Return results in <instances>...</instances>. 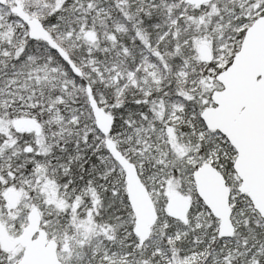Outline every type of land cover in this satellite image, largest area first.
Masks as SVG:
<instances>
[{
  "label": "snow or ice",
  "instance_id": "6c2138e0",
  "mask_svg": "<svg viewBox=\"0 0 264 264\" xmlns=\"http://www.w3.org/2000/svg\"><path fill=\"white\" fill-rule=\"evenodd\" d=\"M0 264H264V0H0Z\"/></svg>",
  "mask_w": 264,
  "mask_h": 264
}]
</instances>
